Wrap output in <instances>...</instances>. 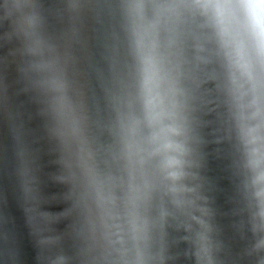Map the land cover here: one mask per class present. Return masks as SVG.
I'll use <instances>...</instances> for the list:
<instances>
[{
	"label": "water",
	"instance_id": "obj_1",
	"mask_svg": "<svg viewBox=\"0 0 264 264\" xmlns=\"http://www.w3.org/2000/svg\"><path fill=\"white\" fill-rule=\"evenodd\" d=\"M192 4L0 0V264H264V76Z\"/></svg>",
	"mask_w": 264,
	"mask_h": 264
},
{
	"label": "clouds",
	"instance_id": "obj_2",
	"mask_svg": "<svg viewBox=\"0 0 264 264\" xmlns=\"http://www.w3.org/2000/svg\"><path fill=\"white\" fill-rule=\"evenodd\" d=\"M170 7H194L208 18L231 66L254 87L260 85V77L264 76V0H194L192 5ZM146 62L152 63L150 58ZM245 137L255 195L260 202L259 215L264 218V136L257 126L247 129Z\"/></svg>",
	"mask_w": 264,
	"mask_h": 264
}]
</instances>
